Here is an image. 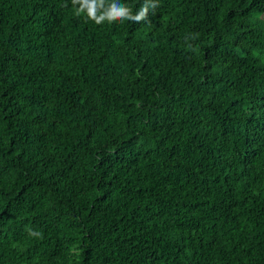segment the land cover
Listing matches in <instances>:
<instances>
[{
    "label": "trees",
    "instance_id": "obj_1",
    "mask_svg": "<svg viewBox=\"0 0 264 264\" xmlns=\"http://www.w3.org/2000/svg\"><path fill=\"white\" fill-rule=\"evenodd\" d=\"M0 264H264V0H0Z\"/></svg>",
    "mask_w": 264,
    "mask_h": 264
}]
</instances>
